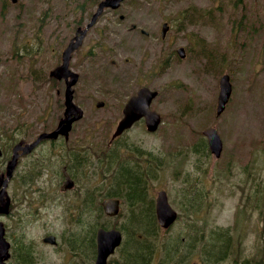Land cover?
<instances>
[{"label": "rangeland", "instance_id": "obj_1", "mask_svg": "<svg viewBox=\"0 0 264 264\" xmlns=\"http://www.w3.org/2000/svg\"><path fill=\"white\" fill-rule=\"evenodd\" d=\"M93 1L17 0L12 4L0 0V127L7 128L8 134L22 132L25 137L20 139L31 141L41 131L53 129L62 117L64 86L49 77L56 56L51 40L42 37L51 36L52 28L59 34L71 32V21L80 18L76 7L93 6L92 12L99 0ZM163 21L171 26L165 37L161 36ZM99 24L106 29L105 44L115 46L75 87L74 100L84 108V115L73 126L71 144L88 138L97 146L108 144L129 96L142 85L158 89L152 102L163 117L158 130L148 132L137 122L122 138L163 156L157 177L148 185V202L165 189L180 215L163 233L170 236L181 230L184 236L187 224L197 219L207 228L231 227L241 248L230 251L220 264H264V193L256 194L259 160L264 184V0H125L114 13L106 12ZM179 46L185 47V57L178 54ZM224 73L231 75L233 91L225 110L217 115ZM98 99L105 101L99 108ZM211 126L222 138L221 154L192 151L201 144L202 131ZM56 168L61 170L62 165L51 164L49 171ZM89 177L95 178L93 167ZM55 197L64 209L68 196ZM190 206L198 210L189 211ZM128 207L122 201L120 213L124 215ZM48 211L55 214L60 209L51 206ZM52 220L53 215L46 222ZM42 223L40 219L28 228V239L37 237L41 242ZM53 227L58 231L61 223ZM61 255L50 249L41 258L67 264ZM118 257L117 251L110 264Z\"/></svg>", "mask_w": 264, "mask_h": 264}, {"label": "flooded vegetation", "instance_id": "obj_2", "mask_svg": "<svg viewBox=\"0 0 264 264\" xmlns=\"http://www.w3.org/2000/svg\"><path fill=\"white\" fill-rule=\"evenodd\" d=\"M11 2L12 4H17V0H11ZM83 7L87 8L88 5L83 4ZM115 11L116 9L108 8L104 11V14L106 12L114 13ZM79 13L77 12L78 15H80ZM89 13L83 19L80 17L81 23H77L80 18H76V16L73 18L70 25L71 32L59 34L56 28H52L50 30L52 31L51 36L43 35L42 37V39L49 38L51 40V51L56 56L52 68L62 62V53L69 43L71 41L78 42V46L71 52L69 63L70 69L76 71L79 75L78 81L74 86L82 82L85 72L90 67L100 65L105 58V52L115 46L114 43L110 42L107 45L105 44L106 29L99 24L104 14L98 18L95 24H92L93 26L91 25L88 30L82 33L93 12ZM71 77L70 75L69 78ZM53 80L60 85H66L65 78ZM81 108L84 112V108L82 106ZM123 108L124 104L121 107L122 115ZM140 121L143 122L144 118H141ZM134 126L135 123L123 133L131 130ZM53 139H43L46 140L45 142H49V145L38 144L28 153H25L22 149L18 150V162L14 168L13 175L5 187L0 206V221L3 222L5 238L10 242V255L5 261L6 264H20V260L31 262L32 264H56L41 258V254L50 249L59 250L62 253V262L67 260V264L71 262L72 264H86V246L82 252L77 249L79 239H82L84 231L81 232V235L76 234V236H73L70 227L73 225L78 226L77 218L79 217L99 214L89 212V185L91 187L99 186V192L101 193L99 204L94 202L93 207L101 208L104 214L103 201L106 198H117L103 195L105 186L113 187L117 175H122L126 170L135 172L134 167L136 166L137 149L139 148L137 146L112 143L97 146L94 143H89L91 141L90 138L82 141H73L75 143L71 144L72 137L70 135L66 137L61 134ZM14 145L11 150L3 152V156L0 157V159L4 158L2 161L4 165L3 171H6L8 161L13 156ZM140 149L145 152V154H142V162L144 164L150 165L153 161L158 160L162 162L163 156L161 157V155L147 151L143 147H140ZM207 150H209L208 147ZM31 160L33 162H30ZM29 163L31 165L26 169ZM51 164L54 166L61 164L62 169L56 168L53 171H49ZM21 166H23V169L20 176H16ZM90 167H93L94 179L89 177ZM157 167H160V163H157ZM155 178H150L149 182H152ZM66 180L69 181L68 185H66ZM115 189L117 190V188ZM55 195L68 196L64 209H62L64 206L61 202L57 203ZM258 196L260 197V160L258 163ZM119 198L121 203L125 201L124 198ZM51 206H58L60 212L50 213L48 208ZM133 210H135V205L131 204L128 214H132ZM52 215L54 220L49 224L46 219ZM40 219H43L40 231V235H42L41 242L37 240V237L28 239V228L36 224ZM57 221L61 223V227L58 231H55L53 226L56 225ZM48 234H54L58 242L44 241V236ZM71 243L75 245H71Z\"/></svg>", "mask_w": 264, "mask_h": 264}, {"label": "trees", "instance_id": "obj_3", "mask_svg": "<svg viewBox=\"0 0 264 264\" xmlns=\"http://www.w3.org/2000/svg\"><path fill=\"white\" fill-rule=\"evenodd\" d=\"M95 1L93 2L95 3ZM4 134L6 135L5 138ZM19 138L20 136L15 133L13 135L7 134V129L0 127V142L2 145L7 146L10 144L11 139L14 142ZM115 144L129 143L118 139ZM206 147L207 145L203 144L204 150L207 149ZM144 153L142 150H137L135 172L126 170L122 175L118 174L114 180V188L105 186L103 191V195L118 196L124 194L127 200L135 205L133 213L129 216H123L124 219L119 222L112 223V219L102 216V209L97 207L95 209L99 211L98 216L79 218L80 232H73V236H76V234L81 235V231L85 229L86 232L83 233L82 239H79L78 251H84L86 246L88 258L93 257L97 226L99 224L104 226L117 224L124 232V242L120 247V256L117 259L118 264H154L156 262L158 264H181L194 256L196 249L199 247L197 242H204V245L200 248L204 251L203 257L209 258V264L214 258H223L231 243L228 228L224 226H215V229L206 234V229L202 224L201 227L193 229L187 237L183 236L182 231H177L170 236L163 233L153 204L150 206V203L146 201V198L149 197L147 189L149 179L157 176L159 171L157 163H160L161 167L162 162L158 160L153 161L150 165L144 164L141 157ZM99 190L100 188L97 185L89 187L88 203L90 209L93 207L94 202L99 204V196L101 195ZM260 194L262 193L260 192ZM120 217L118 216L116 220ZM71 245L75 244L71 243ZM21 264L32 263L21 260Z\"/></svg>", "mask_w": 264, "mask_h": 264}, {"label": "water", "instance_id": "obj_4", "mask_svg": "<svg viewBox=\"0 0 264 264\" xmlns=\"http://www.w3.org/2000/svg\"><path fill=\"white\" fill-rule=\"evenodd\" d=\"M122 0H101L98 4L97 11L94 13L93 18L89 26L96 20L97 16L103 11L107 6L118 7ZM169 29V24L167 21L163 22L162 25V35L165 36ZM85 30L83 31V33ZM77 46V44H70L63 53V63L55 70L51 72L52 75L57 77H68L72 75V79L68 81L66 94H65V113L64 117L59 121L57 127L52 131H44L39 134V136L32 142L23 143L19 142L14 147V155L9 160L7 164V176L5 174L0 175V182L2 188L0 189V199L3 198L5 187L7 185L8 179L11 177L14 167L16 166L18 160V150L22 149L24 152L30 151L42 138L44 137H56L59 133L68 135L70 129L72 128L73 121L77 120L82 116L81 108L75 104L73 101V88L72 85L76 82L77 73L69 70L68 62L70 58L71 51ZM179 53L184 56L185 48L179 47ZM232 92V83L230 80V75L225 73L220 78V92L218 96L217 103V113L220 114L226 107V104L230 98ZM158 91L153 90L148 86H144L138 90L136 94L130 97L124 107V117L120 120L113 137L120 134L124 129L130 127L137 119L145 116V121L147 128L149 130H155L161 120V116L155 110L150 108V103L152 99L157 95ZM98 105H102L103 102L99 101ZM205 133L209 137L211 148L217 155L221 153L222 150V140L215 127L205 130ZM2 150L0 148V155ZM71 183V181H70ZM69 181L66 182V185ZM105 211L110 215H115L119 212V199L107 198L103 201ZM1 206V205H0ZM156 210L157 217L160 224L163 227H168L177 217V211L172 207L168 200L167 192L165 190H160L156 197ZM7 211V210H6ZM98 237V255L94 264H107V258L110 253L114 251L116 246H118L122 241V232L117 228L106 229L100 227L97 233ZM45 241H50L55 243L56 237L54 235H49L45 237ZM9 242L4 237V227L2 222H0V264H5L4 260L9 256Z\"/></svg>", "mask_w": 264, "mask_h": 264}]
</instances>
